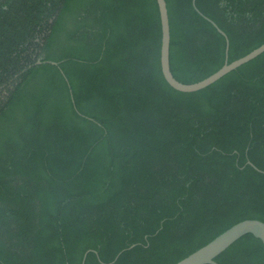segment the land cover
<instances>
[{
    "label": "trees",
    "instance_id": "obj_1",
    "mask_svg": "<svg viewBox=\"0 0 264 264\" xmlns=\"http://www.w3.org/2000/svg\"><path fill=\"white\" fill-rule=\"evenodd\" d=\"M191 1L165 0L183 83L225 61ZM195 5L228 62L264 43V0ZM160 41L156 0H0V264H174L264 222V52L181 92ZM215 260L264 264V246Z\"/></svg>",
    "mask_w": 264,
    "mask_h": 264
},
{
    "label": "water",
    "instance_id": "obj_2",
    "mask_svg": "<svg viewBox=\"0 0 264 264\" xmlns=\"http://www.w3.org/2000/svg\"><path fill=\"white\" fill-rule=\"evenodd\" d=\"M159 12L160 20V30H161V41H160V68L165 81L175 90L181 92H194L205 88L206 86L212 84L216 80L220 79L222 76L230 72L231 70L237 68L238 66L250 61L262 52H264V43L258 47L252 49L247 54L231 61H227V53L229 47V41L224 33L217 24L204 16L196 7L195 0L191 3L195 10L200 13L205 19H207L217 31L225 37V61L223 65L217 69L212 74L207 77L193 83H183L177 80L170 69L169 65V45H170V26L168 10L165 0H156ZM52 64H57L55 61H44ZM41 63L40 60L36 61L35 64ZM245 234H252L254 237L261 240L264 246V222L259 219L247 218L238 221L225 229L223 232L215 236L213 239L208 241L203 246L199 247L195 251L191 252L187 256L183 257L174 264H219L215 258L226 248H228L232 243L238 240ZM85 255L83 256L82 263H84Z\"/></svg>",
    "mask_w": 264,
    "mask_h": 264
}]
</instances>
